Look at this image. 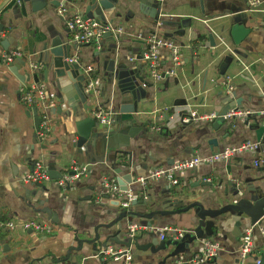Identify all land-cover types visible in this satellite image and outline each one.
Masks as SVG:
<instances>
[{"label": "crops", "instance_id": "1", "mask_svg": "<svg viewBox=\"0 0 264 264\" xmlns=\"http://www.w3.org/2000/svg\"><path fill=\"white\" fill-rule=\"evenodd\" d=\"M51 1L58 2L59 6L51 5ZM147 1L117 0L113 9L106 11V22L114 29L111 33L115 38H101L96 45L76 44L71 49V60L78 62L84 73L88 67L93 68L91 98L83 107L79 101L71 105L60 103L52 70L40 63L44 43L50 44L58 37L66 43H74L65 20L83 16L86 1L46 0L47 5L42 10L32 12L29 3L21 9L17 0H0V219L40 220L54 229L51 235L21 230L0 233V264H102L92 245L87 243L82 244L80 251H71L69 260L66 258L71 248H78L77 241L93 239L96 228L100 243L117 230L115 227L105 229L104 225L112 224L117 218L121 207L116 204L121 197L117 201L105 198L107 195L100 187L101 182L116 178L110 169L112 163H97L98 159H94L97 155L91 157L86 152V144L77 146L80 128L90 131L91 135L109 127L119 128L117 124L112 126L117 118L112 111L119 104L120 95L115 82L110 84L107 78L108 60L116 67L124 65L132 76L141 77L149 84L148 87L141 85L145 97L138 103L139 114L133 115L135 124L143 125L145 131L140 130L129 140L128 147L121 149L131 154L121 159L131 162L128 168L119 167L121 175L129 174L133 180L136 176L145 177L154 168L191 156L206 157L242 142H256L252 127L258 123L264 126V117L252 115L226 120L217 131L212 129L213 122L183 123L182 118L188 117L184 115L187 113L217 114L234 106L243 111L264 110V1L251 7L246 0H160L156 18L154 8ZM59 10H64V16L59 15ZM232 19L248 30L237 46L230 36ZM183 20L190 21L185 29L179 25ZM160 22L178 25H161ZM153 34L177 44L181 56L176 74L156 84L149 79L142 61L146 41ZM208 34L213 35L215 46L210 45ZM13 52L21 54L20 60L25 66H21L19 60L10 65L3 63L2 55ZM225 56H231L232 61L220 76L219 67ZM159 57L162 69L168 70L169 53L162 50ZM11 67H17V76L11 72ZM224 79L230 80V93H226L222 85ZM31 86H43L46 98L54 101V107L48 110L51 132L43 140L36 138L33 108L25 107L20 100L21 87ZM98 108L109 112L110 123L101 125L91 116L90 110ZM229 123L232 124L230 129L227 128ZM130 130L134 135L139 129ZM211 140L217 145L209 144ZM120 142L125 144L127 140ZM258 159L262 164L255 166L254 161ZM71 160L85 166L86 174L68 190L59 189L54 182L40 184L39 188L19 182L36 161H42L47 169H52L53 176H58ZM135 184L128 185V191L136 200H142L144 195L147 202L128 208L134 212L150 214L195 202L205 210L216 211L232 203L235 186L243 192L247 186L264 189V150L260 147L257 155L243 153L211 166L201 164L179 174L176 186L161 180L143 187L136 179ZM30 191H35L36 195L30 196ZM44 208L52 213L50 220L42 213ZM197 221L195 210L190 209L177 215H158L150 221L126 218L121 225L125 231L130 222H150L152 229H143L139 244H152L151 249L157 250L161 246L158 231L176 229L193 236ZM205 222L212 224L210 240L221 248L212 260L190 262L208 240L205 234L171 256L175 250L172 247L174 235L166 232L163 241L168 245L164 250L152 253L149 248L145 251L132 248L129 263L236 264L241 236L250 227L248 220L227 211ZM124 231L117 240L125 238ZM253 242L261 260L264 238L258 228L253 232ZM253 259L251 257L248 263L253 264Z\"/></svg>", "mask_w": 264, "mask_h": 264}, {"label": "water", "instance_id": "2", "mask_svg": "<svg viewBox=\"0 0 264 264\" xmlns=\"http://www.w3.org/2000/svg\"><path fill=\"white\" fill-rule=\"evenodd\" d=\"M10 1L11 0H8V2ZM85 1H86V6L82 17L89 19H96L101 23L103 27H105L107 25L106 19L108 17L106 11L113 9L114 4L117 2V0H85ZM147 2L148 4H151L152 7L154 8L153 13L155 15L156 10L160 6V2L155 0H149ZM17 3L19 4L21 9H24L25 3H29L32 12L42 10L47 5L46 0H17ZM50 4L53 6H59L58 2L51 1ZM154 18H156V15L154 16ZM157 19H155L154 21H157ZM160 23L161 25H164V23L172 26L178 25L177 23L174 22H170V23L160 22ZM189 24H190L189 20H187L186 22L185 20H183L179 23V25L184 29L187 28ZM247 34H248V30L240 26L237 20L232 19L230 36L232 38L233 44L237 46L246 37ZM102 38L113 39L115 37L111 32H105ZM207 39L211 46H215V42L212 34H208ZM75 47H76L75 43H70V42L66 43L63 41V38L61 39L59 37L57 39L52 40L50 44L44 43L41 48L42 61L40 64H42L45 68H49V70H52L53 78L55 80L56 87L59 92L58 99L60 100L61 104L67 102L68 105H71L74 101H79L83 105V107H86V102L91 98L90 91H88L89 79L87 78L86 74L84 73L83 69L80 67L78 62H74L71 60L70 51ZM233 54H237V53L233 51ZM231 61H232L231 56H225L223 58V61L219 67L220 76H223L225 74V71L228 65L231 63ZM19 64H21V66H25V63L20 59H19ZM10 70L13 74L17 76V67L14 68L11 67ZM106 72L108 73L107 78L110 81V84L112 82H115L116 90L120 95L119 104L115 105L112 111L113 114H117V118H115L114 121H112V126L117 124L119 128L118 130H114L113 127H109L106 130L97 131V132L95 131L92 135L90 131H85L84 129L80 128L78 130L79 140L77 146H82L83 144H86V152H88L91 157L96 154L97 156L94 159H98L97 163H107V162L112 163L110 169L111 172H113V174L116 176V178H114L115 182L118 185L119 190L122 193H126L128 192V185L132 187L135 186L136 179L140 178V176H136L132 180V176L129 174L121 175L119 167L128 168L131 166L130 161L123 162L124 160H121L125 156H130L131 155L130 152H124L121 149L128 147L129 140L134 139L135 138L134 136L138 134L140 130L145 131L143 125L135 124V118L133 115L139 114L138 103L140 100L144 99L145 97L144 90L142 89L141 85H143L144 87H148L149 84L143 82V79L141 77L135 75L132 76L130 72L126 70L124 65L120 64L116 67L114 65V62L109 60L107 62ZM19 79L23 81V79L21 78ZM232 109L235 110L240 108L234 106ZM229 110L230 108H227L220 111L217 114V119L211 125L213 130L217 131L222 125L226 123V119H224L223 116ZM31 113L34 118V128L35 131H37L38 126L41 123V120L35 108L31 110ZM189 114L190 113L184 115H189ZM234 119L235 118H232L230 120H234ZM231 125L232 124L230 123L227 124V128L230 129ZM132 127L139 129L134 135H133L134 132L130 130ZM252 129L254 131L256 141L260 143L262 149L264 150V126L258 123V125L253 126ZM121 139L127 140V143L125 144L121 143L120 142ZM209 144L213 146L217 145L215 140H211ZM116 160H118L119 162H116ZM31 170L32 168L30 169V171ZM47 170L50 179L53 180L60 178V174H58V176H53L52 174L53 171L51 168ZM34 186L36 188H39L41 185L35 184ZM28 194L34 197L36 195V192L30 191ZM233 197L234 200L232 201L231 204H228L216 211L205 210L200 203L195 202L184 207L176 206L172 210H162L150 214H142L128 209L129 207L132 208L136 206H143L147 202L146 197L142 198V200L135 199L129 204L128 208L121 207L120 213L118 214L117 218L114 220L112 224L104 225L105 229L115 227L117 230L114 235L107 236L103 240V242L100 243L99 242L100 237L97 232L98 228H96L94 230V238L86 241H82V240L77 241L78 248H71L67 253L68 257L66 258V260H69L70 258L69 253L71 251L74 252L80 251L83 243L92 245L93 252L96 251V255L100 260L101 258L99 256V252L105 250L108 245L122 247L124 254L127 253L129 254L132 251V248L135 249L136 251H145L147 250V248H149L152 253H155L156 251L159 250H164L166 248L168 244L164 241L160 242L161 246L157 248V250L151 249L152 244H148V246L140 245L139 241L141 240L143 231L138 232L137 234L131 236L128 231V226L133 222H130L128 224L127 230L125 231L122 230L121 222L126 218H130V219L139 218L141 220L150 221L153 217L158 215H177L180 213H185L190 209H194L195 216L198 219V221L196 228L193 230V236L185 234L182 236V238L179 241H174L172 243V247L175 248V250L171 256H175L176 254L180 253L181 252L180 248L187 247L188 243L202 239L204 234L206 235V239H210L212 236V232H211L212 224L210 222H205V219L216 218L227 211H234L237 217L239 218L245 217L248 220V224L250 226H254V225L262 226L264 229V220H262L264 219V189L262 187L255 188V187L247 186L246 191L243 192L239 188H237V186H235V189L233 191ZM105 198H108V196H105ZM116 205L119 206V203H117ZM42 213H44L49 220L51 219L52 213L49 210H46L44 208L42 210ZM137 224L140 225L141 227L147 228L148 230L152 229V225L150 222H145V223L137 222ZM121 231H124L123 234L125 238L119 241L117 240V237L119 236V233H121ZM101 263L107 264L109 263V261L101 260ZM112 263L122 264V261L120 263H115V262ZM260 264H264V245H263V254L261 256Z\"/></svg>", "mask_w": 264, "mask_h": 264}, {"label": "built area", "instance_id": "3", "mask_svg": "<svg viewBox=\"0 0 264 264\" xmlns=\"http://www.w3.org/2000/svg\"><path fill=\"white\" fill-rule=\"evenodd\" d=\"M160 1V0H155ZM251 7L258 6L264 0H246ZM59 15L64 16V10L58 11ZM66 29L69 31L72 37V41L77 45H96L101 40L105 32H112L110 26L103 27L101 23L96 19L83 18L82 16L75 15L65 20ZM147 48L142 55V61L146 66V71L149 79L153 83H160L168 77H173L176 74V69L181 64L180 47L173 41L166 39L155 34L150 35L146 41ZM166 50L169 53L170 68L163 70L160 64V51ZM21 54L13 52L10 54H3L2 61L5 65L13 64L15 61L21 59ZM35 68V67H33ZM93 72L92 67L85 69V74L89 79L88 91H92L93 84L91 81V74ZM222 85L226 93H230L232 88L230 86V80L224 79ZM21 103L27 108H35L37 114L41 120L40 125L36 131V138L39 140L45 139L51 132V121L48 115V110L54 107V101L48 100L45 96V88L43 86H31L21 87L20 89ZM91 116L97 120L101 125L109 123V112L98 108L91 110ZM218 114V113H217ZM215 113H203L195 114L191 113L188 117H183V123H212L217 119ZM252 115L264 117V110L259 112L243 111L241 109L229 110L223 118L230 120L232 118H249ZM158 130V129H156ZM260 143L253 141L242 142L238 145L227 147L219 152H215L206 157L191 156L183 160L172 163L169 166L157 167L151 170L145 177L138 178V183L146 187L149 182L152 181H164L170 186H176L179 183V174L192 170L201 164L213 165L216 162H227L239 156L243 153L258 154L260 150ZM260 159L254 161L255 166L261 165ZM86 174V167L80 165L76 160H71L69 164L60 173V178L56 180L50 179L48 170L42 161H36L33 164L32 170L24 177L20 178L19 182L22 184H43L47 182H54L55 185L61 190H68L73 184L84 177ZM100 187L102 192L105 193L111 200L117 201L118 197L121 199L118 201L120 207L128 208L129 204L135 200L131 192L122 193L119 190L115 179L105 180L101 182ZM143 198L145 196L143 195ZM255 228H258L259 233L264 238V229L259 226H250L247 228L242 236L239 250L237 251L236 264H249L248 260L254 257L253 264H260V259L255 252V246L253 242V232ZM148 230L141 227L137 223H132L128 226L129 234L135 235L138 232ZM15 230H21L23 233L33 232L44 235L54 234L52 226L46 222L40 220H26L22 222H16L14 220L0 219V233H11ZM171 232L174 235V241H179L184 235L183 232L176 229H163L158 231V236L161 241L165 239V233ZM221 248L217 242L210 239L206 240L202 244V249L198 254L193 255L190 262L204 261L208 262L215 258L220 252ZM121 248L108 245L105 250L99 252V256L103 261H112L115 263L128 264L130 262V254H124Z\"/></svg>", "mask_w": 264, "mask_h": 264}]
</instances>
